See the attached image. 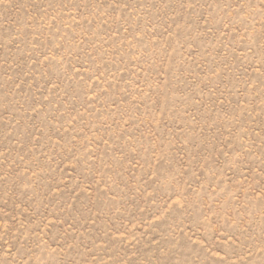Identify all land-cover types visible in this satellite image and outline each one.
<instances>
[{
  "label": "rangeland",
  "instance_id": "rangeland-1",
  "mask_svg": "<svg viewBox=\"0 0 264 264\" xmlns=\"http://www.w3.org/2000/svg\"><path fill=\"white\" fill-rule=\"evenodd\" d=\"M0 264H264V0H0Z\"/></svg>",
  "mask_w": 264,
  "mask_h": 264
}]
</instances>
